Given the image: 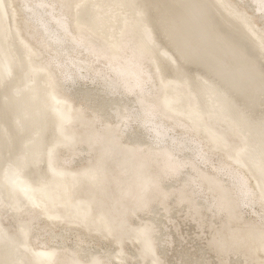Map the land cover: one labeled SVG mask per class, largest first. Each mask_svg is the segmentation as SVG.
I'll use <instances>...</instances> for the list:
<instances>
[{
	"label": "bare ground",
	"instance_id": "bare-ground-1",
	"mask_svg": "<svg viewBox=\"0 0 264 264\" xmlns=\"http://www.w3.org/2000/svg\"><path fill=\"white\" fill-rule=\"evenodd\" d=\"M1 2L0 264H168L174 208L216 264L264 262V97L246 85L263 83L264 0ZM175 11L179 63L157 16Z\"/></svg>",
	"mask_w": 264,
	"mask_h": 264
},
{
	"label": "water",
	"instance_id": "water-1",
	"mask_svg": "<svg viewBox=\"0 0 264 264\" xmlns=\"http://www.w3.org/2000/svg\"><path fill=\"white\" fill-rule=\"evenodd\" d=\"M174 4L176 6H183L185 4V0H174ZM2 5L3 4H2V2L0 0V47L2 48L1 50L3 51V54H4L2 56L3 59H2L1 65L3 63V66L1 68L0 75H3L4 72H6V74L8 76V79L12 80V76H13V74L16 71V62H15L14 52L11 50L12 46L10 44L9 34L7 33V27H6V24H5V17H4ZM155 7L157 8V10L159 9L157 6H155ZM143 10L146 13V15H149V13L147 12V10L145 8H143ZM151 16H152V21H149L150 23H147L148 24V28L146 30H147V33H148V36H149V40L158 41L157 40L158 39V33L156 32V27H155V24L153 23V15H151ZM157 16L160 17V23L161 24L163 23V21H165V22H169L170 21V23H171V26L168 25L166 30L168 31V35L172 36L170 38V41L173 42V43L177 42V45H176L174 51H175V54H176V62L179 63L178 55L183 54L181 46H180V43H179L178 18L180 17V15L175 11L174 13H171L170 15L167 12H165V13L160 12L159 15H157ZM129 21H130L129 18H127V22H129ZM70 28L72 29V24H70ZM214 31L218 33L217 29H214ZM219 40L222 41L220 38H219ZM134 41L136 42L138 40L134 37ZM227 42H228V45H230V46L232 45L228 40H227ZM223 43L226 45L225 42H223ZM135 47L137 48L136 45H135ZM146 54H147V56H150L149 53H146ZM199 61L204 63V64H206L205 62H203L201 60H199ZM246 66L249 67L250 69H252L250 63H247ZM207 67H210V66L207 65ZM159 70L161 71V75H164L165 71H162L160 68H159ZM154 72H155V77L160 82L161 81L159 79L160 73H159V71H158V69L156 67L154 68ZM256 73L263 80V83L260 84V83H257V82H254V83L247 82L246 85L252 87V90L255 89L256 93H259L260 97H264L263 94H260V92H259V91H262L264 93V69L261 68L259 73L258 72H256ZM215 74L217 75L216 79H218L220 81V83H223V82L227 83V81L225 80L224 74L222 72H218V73L215 72ZM2 83L4 85L7 84V78L6 77L2 81ZM185 83H186V78L183 80V85H184V87L186 89H188L190 91L191 99L195 103H197V101L194 99V97H196V96L192 92L191 81L188 80V83H186V84ZM176 85H177V83H176ZM233 88L238 89L239 87H236L234 85L229 84V86L226 89L231 90ZM243 89L235 90L236 91L235 93H236L237 101L242 104V108L244 109L242 112H240L241 116L244 119H248L247 114L245 113V111L246 112L250 111L254 115V110H251V109L248 110L249 107L251 106V103H249L251 98H250V96H246L245 94L241 95V93L243 91H245L244 87H243ZM171 102H170V104H171ZM196 107H197V105H194V108H196ZM219 109H220V107H219ZM7 112H8L9 115H11V110H8ZM244 114H245V116H244ZM4 260H5L4 262L6 263V258Z\"/></svg>",
	"mask_w": 264,
	"mask_h": 264
},
{
	"label": "rangeland",
	"instance_id": "rangeland-1",
	"mask_svg": "<svg viewBox=\"0 0 264 264\" xmlns=\"http://www.w3.org/2000/svg\"><path fill=\"white\" fill-rule=\"evenodd\" d=\"M79 162H81V158L77 160L76 165H79ZM177 209L180 210L181 208H174L173 210H171V212H169V216H171L172 218L175 217V220L179 222V228H177V232H175V230H171V226L169 227V231L173 236L171 252H167L169 248H165V246H163V254H161V256L165 258V261L168 264H175V262H177V258H179V264H202L201 262L206 259H208L210 264H216V258L214 257L213 253L206 248L205 245V238L209 235L207 228H202L201 232H205L203 236H197V234H199V230L195 229V226L192 222L183 220L181 218V214L183 213V211H179V214H177ZM158 218L160 221H165V219L161 218V216H158ZM245 219L247 220V218ZM214 221L217 222V220ZM167 226H169V224H167ZM179 232H181V236H183L185 240L179 237ZM95 247L96 246L94 244L91 248L94 249ZM128 251L130 252V254L133 253L130 249H128ZM241 261V257H229V264H242Z\"/></svg>",
	"mask_w": 264,
	"mask_h": 264
},
{
	"label": "snow or ice",
	"instance_id": "snow-or-ice-1",
	"mask_svg": "<svg viewBox=\"0 0 264 264\" xmlns=\"http://www.w3.org/2000/svg\"><path fill=\"white\" fill-rule=\"evenodd\" d=\"M262 264H264V262H262Z\"/></svg>",
	"mask_w": 264,
	"mask_h": 264
}]
</instances>
